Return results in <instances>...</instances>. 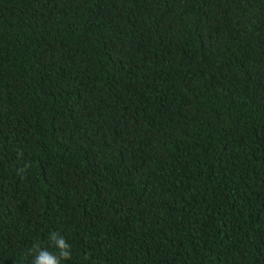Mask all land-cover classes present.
Returning <instances> with one entry per match:
<instances>
[{"label": "trees", "instance_id": "obj_1", "mask_svg": "<svg viewBox=\"0 0 264 264\" xmlns=\"http://www.w3.org/2000/svg\"><path fill=\"white\" fill-rule=\"evenodd\" d=\"M264 264V0H0V264Z\"/></svg>", "mask_w": 264, "mask_h": 264}, {"label": "clouds", "instance_id": "obj_2", "mask_svg": "<svg viewBox=\"0 0 264 264\" xmlns=\"http://www.w3.org/2000/svg\"><path fill=\"white\" fill-rule=\"evenodd\" d=\"M49 241L56 251H49L39 242L35 243L29 250V255L32 256L31 264H62V261L71 258V245L64 236L53 231L49 233Z\"/></svg>", "mask_w": 264, "mask_h": 264}]
</instances>
